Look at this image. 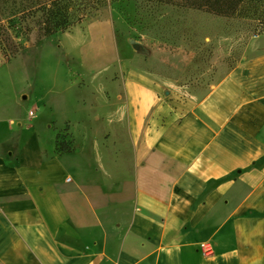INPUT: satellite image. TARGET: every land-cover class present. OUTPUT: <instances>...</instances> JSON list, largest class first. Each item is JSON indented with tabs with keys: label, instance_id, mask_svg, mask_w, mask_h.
<instances>
[{
	"label": "crops",
	"instance_id": "crops-1",
	"mask_svg": "<svg viewBox=\"0 0 264 264\" xmlns=\"http://www.w3.org/2000/svg\"><path fill=\"white\" fill-rule=\"evenodd\" d=\"M262 39L200 100L122 67L60 127L0 119V264H264Z\"/></svg>",
	"mask_w": 264,
	"mask_h": 264
},
{
	"label": "rangeland",
	"instance_id": "rangeland-1",
	"mask_svg": "<svg viewBox=\"0 0 264 264\" xmlns=\"http://www.w3.org/2000/svg\"><path fill=\"white\" fill-rule=\"evenodd\" d=\"M20 1L0 11L21 47L10 60L0 47L2 121L30 123L36 114L44 127H60L65 103L112 93L106 78H120L122 67L153 79L168 101L200 100L241 61L259 54L256 44L264 36L257 34L258 22L242 16L219 17L151 0H105L88 7L78 0L74 25L45 37L40 19L24 16L27 3ZM64 136L72 151L67 135L57 141Z\"/></svg>",
	"mask_w": 264,
	"mask_h": 264
},
{
	"label": "trees",
	"instance_id": "trees-1",
	"mask_svg": "<svg viewBox=\"0 0 264 264\" xmlns=\"http://www.w3.org/2000/svg\"><path fill=\"white\" fill-rule=\"evenodd\" d=\"M15 0H0V11L4 4ZM17 1V0H16ZM20 1V0H18ZM27 3L24 9V16L38 17L40 19L41 30L45 37L62 33L74 25L72 9L78 0H23ZM85 6L103 4L105 0H84ZM161 4H170L177 7L197 9L219 17L234 18L242 16L249 20H254L259 24L256 26L257 34L264 33V0H151ZM21 2V1H20ZM87 9V8H85ZM78 18V21L83 19ZM0 47L6 55L7 60L19 54L21 47L17 46L10 28L4 22L0 14ZM67 135V134H66ZM60 136V134H59ZM58 136V138H59ZM57 138V139H58ZM66 136L59 143L57 141L58 152H70V144L66 142Z\"/></svg>",
	"mask_w": 264,
	"mask_h": 264
},
{
	"label": "built area",
	"instance_id": "built-area-1",
	"mask_svg": "<svg viewBox=\"0 0 264 264\" xmlns=\"http://www.w3.org/2000/svg\"><path fill=\"white\" fill-rule=\"evenodd\" d=\"M29 116H34V112H33V111H30V112H29ZM206 251H207V252L212 251V247L209 246V245H207V246H206Z\"/></svg>",
	"mask_w": 264,
	"mask_h": 264
}]
</instances>
